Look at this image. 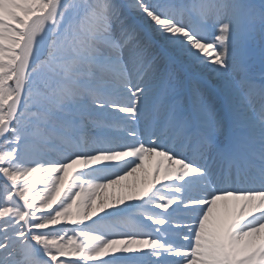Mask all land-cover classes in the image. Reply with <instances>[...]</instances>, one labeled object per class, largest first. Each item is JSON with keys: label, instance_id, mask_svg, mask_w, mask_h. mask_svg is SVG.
Masks as SVG:
<instances>
[{"label": "snow or ice", "instance_id": "6c2138e0", "mask_svg": "<svg viewBox=\"0 0 264 264\" xmlns=\"http://www.w3.org/2000/svg\"><path fill=\"white\" fill-rule=\"evenodd\" d=\"M0 264H264V0H0Z\"/></svg>", "mask_w": 264, "mask_h": 264}, {"label": "bare ground", "instance_id": "6f19581e", "mask_svg": "<svg viewBox=\"0 0 264 264\" xmlns=\"http://www.w3.org/2000/svg\"><path fill=\"white\" fill-rule=\"evenodd\" d=\"M38 179H40V178L38 177ZM44 179H47V178L45 177ZM129 179L131 180V179H133V178H129ZM86 223H87V222H86Z\"/></svg>", "mask_w": 264, "mask_h": 264}]
</instances>
